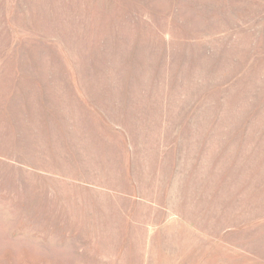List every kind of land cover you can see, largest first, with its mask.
Returning a JSON list of instances; mask_svg holds the SVG:
<instances>
[{"label": "rangeland", "instance_id": "obj_1", "mask_svg": "<svg viewBox=\"0 0 264 264\" xmlns=\"http://www.w3.org/2000/svg\"><path fill=\"white\" fill-rule=\"evenodd\" d=\"M0 264H264V0H0Z\"/></svg>", "mask_w": 264, "mask_h": 264}]
</instances>
